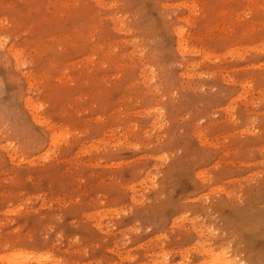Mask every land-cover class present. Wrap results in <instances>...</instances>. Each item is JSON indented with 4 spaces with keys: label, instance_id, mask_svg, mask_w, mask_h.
Wrapping results in <instances>:
<instances>
[{
    "label": "rangeland",
    "instance_id": "obj_1",
    "mask_svg": "<svg viewBox=\"0 0 264 264\" xmlns=\"http://www.w3.org/2000/svg\"><path fill=\"white\" fill-rule=\"evenodd\" d=\"M226 260L264 264V0H0V264Z\"/></svg>",
    "mask_w": 264,
    "mask_h": 264
},
{
    "label": "bare ground",
    "instance_id": "obj_2",
    "mask_svg": "<svg viewBox=\"0 0 264 264\" xmlns=\"http://www.w3.org/2000/svg\"><path fill=\"white\" fill-rule=\"evenodd\" d=\"M180 34V33H179ZM13 50V49H12ZM217 260H218V258H217ZM235 261H237V260H235ZM226 262H227V260H226ZM232 262V261H231ZM223 263V262H222ZM228 263V262H227ZM240 263H243V262H241L240 261ZM210 264H211V262H210ZM215 264H216V261H215ZM223 264H225V263H223ZM228 264H230V263H228Z\"/></svg>",
    "mask_w": 264,
    "mask_h": 264
}]
</instances>
